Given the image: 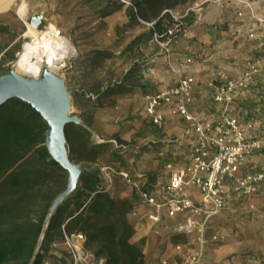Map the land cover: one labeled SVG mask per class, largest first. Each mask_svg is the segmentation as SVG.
<instances>
[{
    "label": "trees",
    "instance_id": "1",
    "mask_svg": "<svg viewBox=\"0 0 264 264\" xmlns=\"http://www.w3.org/2000/svg\"><path fill=\"white\" fill-rule=\"evenodd\" d=\"M131 1L127 6L129 23L144 18L153 21V24L147 31L136 35L123 52L137 41L153 38L156 33L161 39H166L165 31L175 19L164 9L177 10L180 5L189 2ZM8 29V25H0V31ZM95 52L114 54L104 48ZM138 65L139 62H135L121 79H111L105 84L93 86L84 85L89 92L96 94L95 97L87 95L91 100V112L98 107L115 104L122 92L142 86L135 72ZM81 95L86 96V91L74 93L77 104ZM81 114L92 124V119L85 112ZM45 131L46 125L41 115L30 104L10 99L0 105V264H29L44 214L53 197L65 186L66 171L50 157L44 144ZM67 133L75 159L78 144L75 135H90L91 131L70 123ZM104 145L91 142L83 158L95 160ZM119 178L116 176L113 186L104 190L101 188L104 182L102 172L99 174L97 170L85 169L79 189L53 216L33 264H45L43 258L46 249L55 235L64 238L65 233L76 231L85 234V247L96 257H103L106 264H147L144 248L133 239L136 229L129 216L137 195L134 190L131 196L114 193Z\"/></svg>",
    "mask_w": 264,
    "mask_h": 264
},
{
    "label": "built area",
    "instance_id": "2",
    "mask_svg": "<svg viewBox=\"0 0 264 264\" xmlns=\"http://www.w3.org/2000/svg\"><path fill=\"white\" fill-rule=\"evenodd\" d=\"M123 1L132 3L131 0ZM208 1L191 0L182 12L169 7L164 9L175 21L165 31L166 39H161L157 33L155 38L166 51L168 64L177 80L145 95V112L157 127L164 126L167 109L188 122V130L195 135L188 161L178 164L173 159L167 160L169 178L158 190L146 185L143 172L136 173L113 164L101 166L104 179L101 188L110 189L116 176L122 178L136 193L135 203L148 206L145 215L152 221L156 234L162 233L164 218L161 209H164L168 216L176 219L174 229L194 243L186 245L187 239L176 242L162 256V264H204L207 245L224 238L223 233L210 231L215 217L229 208L233 199L252 198L260 193L264 182V163L252 159L253 154L264 147V135H248V129L259 122V115L251 110L244 118L232 106L236 96L251 88V82L264 67L263 59L255 57L237 76L225 69L214 73L208 84L216 104V115H201L192 108L197 77L186 72L185 68L194 57L187 55L179 67L174 66V61L181 60V57L172 51L170 43L186 33L182 25L184 16ZM174 138L169 137L167 141ZM135 211L134 207L132 212ZM85 239L81 231L65 233L66 244L74 253V264H85L81 261Z\"/></svg>",
    "mask_w": 264,
    "mask_h": 264
},
{
    "label": "crops",
    "instance_id": "3",
    "mask_svg": "<svg viewBox=\"0 0 264 264\" xmlns=\"http://www.w3.org/2000/svg\"><path fill=\"white\" fill-rule=\"evenodd\" d=\"M117 11L118 14L114 20L119 17L121 21H127L125 9ZM205 20L208 18L205 17ZM192 36V32H187L186 35L170 43L172 51L181 57V60L174 61V66L179 67L187 55L194 57V61L187 64L185 68L186 72L193 73L197 77L192 108L201 115H216V104L212 100V89L208 81L220 69H225L232 76H237L246 67L244 56L236 51L232 38L220 40L216 32L212 30L199 35L197 38L200 42ZM2 49L4 51L7 48ZM260 57H263L264 62V56ZM143 72L145 76L143 80L149 88L121 94L115 106H107L97 111L95 124L100 133L109 140L119 139L127 143L136 139L134 147L125 144V147L136 151L141 150L144 142L148 140L152 142V154H157L159 157L151 158L148 163L145 162L144 169L137 168L132 162V151L126 150L123 153L126 159L123 166L136 173L143 172L146 185L158 190L169 178L166 162L165 166L160 164L162 158L166 161L173 159L178 164L188 161L189 153L195 144V135L193 131L188 130V122L185 119L168 109L165 111V122L162 128L157 127L145 112L146 93L177 80L176 73L168 64V55L163 48L162 55H156L146 62ZM251 84L249 91L234 98L232 106L244 118L249 111L262 107L261 110L259 109V122L248 129V135L263 136L264 92L260 91L264 89V67ZM169 137L175 138L173 141H167ZM252 159L254 162L264 163V147L254 153ZM116 184L114 193L132 195V188L122 178H119ZM124 187L125 189H122ZM134 207L136 211L129 215L136 229L133 239L144 248L147 264H162V256L178 241L187 239L186 245H194L192 241H188V237L174 229L176 219L168 216L164 209H161L164 218L161 225L162 233L156 234L153 231L152 221L145 215L148 206L136 202ZM210 231H219L224 234V238L211 241L207 245L204 264H264V239L250 241L246 238V235L251 232H253L252 235L264 234V182L260 193L254 197L233 199L231 206L215 217Z\"/></svg>",
    "mask_w": 264,
    "mask_h": 264
},
{
    "label": "rangeland",
    "instance_id": "4",
    "mask_svg": "<svg viewBox=\"0 0 264 264\" xmlns=\"http://www.w3.org/2000/svg\"><path fill=\"white\" fill-rule=\"evenodd\" d=\"M210 1L184 16L182 25L186 29V33L182 35L192 32V37L200 42L197 37L212 30L214 33L216 32L220 40L232 38L236 51L244 56V66L258 55L264 56V0ZM27 2L31 11L37 12V9L44 8L47 15L53 18L74 46V49L64 57L65 63L61 71L65 74L70 87L85 89L86 96H79L78 104L77 102L75 104L80 113L85 112L92 119V125L98 132V135L93 132L90 135L85 133L75 135L78 143L75 160L83 164L85 169L97 170L101 174L100 167L104 164L123 166L126 161L123 153L128 150L132 151L133 165L144 169L145 162L148 163L151 158L159 157L157 154H152V142L149 140L144 142L141 145V150L136 151L133 148L125 147V144L136 146V139L126 143L119 139L114 141L104 137L96 127L95 117L100 108L111 105L98 107L91 112V100L87 95L92 94V97H95L96 94L89 92L83 86L105 84L111 79H121L135 62H139L135 72L139 77V85L142 86L121 94L149 88L143 80L145 78L143 70L148 60L156 55H162L161 44L154 36L135 42L131 48L124 52L123 49L136 35L147 31L152 26L151 20L139 18L138 22L130 24L127 6L131 3L123 0H27ZM187 3L180 5L177 10L184 11ZM119 9H125L127 21H121L119 17L114 20ZM205 17L208 20H205ZM0 25L9 27L6 31H0L2 48L8 49L0 52L1 74L14 57V51L23 41L22 34L28 27L14 7L0 13ZM252 32H254L253 35H251ZM101 48L112 51L114 54L95 52ZM262 91L264 92V89H261L260 92ZM120 95H118L116 103L112 104L113 106L117 104ZM259 109H254L258 115ZM91 142L105 143L95 160L83 158ZM165 162V158H162L161 166H165ZM252 234L253 232L246 235V238L250 241L252 239L263 241L264 234ZM43 261L45 264H74V253L66 244L65 237L55 235L54 240L46 249ZM81 261L85 264H106L103 257H96L85 245Z\"/></svg>",
    "mask_w": 264,
    "mask_h": 264
},
{
    "label": "water",
    "instance_id": "5",
    "mask_svg": "<svg viewBox=\"0 0 264 264\" xmlns=\"http://www.w3.org/2000/svg\"><path fill=\"white\" fill-rule=\"evenodd\" d=\"M37 13L48 16L44 8ZM22 42L14 51L7 69L0 74V105L10 99L30 104L42 117L46 125L44 144L50 157L66 171L65 186L53 197L43 217L37 243L29 264H33L53 216L59 207L79 189L83 182L85 166L72 157V146L67 125L75 123L93 134L98 132L77 110L74 93L84 91L82 87H70L61 71L64 59L55 67L44 64L37 75L24 74L15 68V60L22 52Z\"/></svg>",
    "mask_w": 264,
    "mask_h": 264
},
{
    "label": "bare ground",
    "instance_id": "6",
    "mask_svg": "<svg viewBox=\"0 0 264 264\" xmlns=\"http://www.w3.org/2000/svg\"><path fill=\"white\" fill-rule=\"evenodd\" d=\"M14 7L27 29L23 32L22 52L15 60V68L37 75L44 64L58 65L74 49L69 37L50 16H43L28 7L27 0H0V13Z\"/></svg>",
    "mask_w": 264,
    "mask_h": 264
}]
</instances>
